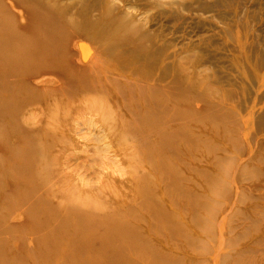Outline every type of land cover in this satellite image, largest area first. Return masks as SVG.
Segmentation results:
<instances>
[{
    "label": "rangeland",
    "instance_id": "374dc122",
    "mask_svg": "<svg viewBox=\"0 0 264 264\" xmlns=\"http://www.w3.org/2000/svg\"><path fill=\"white\" fill-rule=\"evenodd\" d=\"M94 1L0 10V264H264V0ZM87 7L107 27L95 41L78 35ZM145 34L173 43L190 90L129 60ZM80 51L89 84L70 70L26 86L23 53Z\"/></svg>",
    "mask_w": 264,
    "mask_h": 264
},
{
    "label": "bare ground",
    "instance_id": "6f19581e",
    "mask_svg": "<svg viewBox=\"0 0 264 264\" xmlns=\"http://www.w3.org/2000/svg\"><path fill=\"white\" fill-rule=\"evenodd\" d=\"M0 2H1L0 10H2V12L5 11L7 13H10V12L13 13L15 11L16 0H12V2H9V3L4 2V0H0ZM94 2L95 3L93 5H91V7L96 4V0ZM91 7H87L85 10H83L81 12L82 20L80 22V28H78V35L81 38H88L90 40L95 41L98 38V34H100L102 32L101 30H105L107 27L102 26V28L100 29L98 22L96 20L90 19L87 11H89ZM34 8L35 9H33L30 12V14H33L35 18H40V19H34V21H39V24H44L41 26H44V27L47 26L50 29H56V22H50V20L56 19V17L53 14H51V13L43 14L41 12V6H34ZM39 13H42L44 15V17H41V15ZM22 14H23V11H22ZM22 14L20 13V16H22ZM22 20H24V18ZM46 24H48V25H46ZM92 28H94L93 33H89V31ZM22 29H25V28H22ZM237 29L240 32H237V33L235 32V37H236L235 39L236 40L246 36L245 34L242 35L241 30H244L243 27L237 28ZM1 31H3V28H1ZM144 36L149 37L150 45L148 47H144L145 49L143 51H135V50L129 51L128 52L129 60L131 58V59H135L138 62L142 63L143 68H147L149 71V74L153 78H155L158 81V83H160L161 85L168 86L167 88H173L174 87V88L180 89L181 86L182 87L184 86V90H190V87L193 86V84H191L192 81L189 78L180 75L179 69L177 68L178 65L175 66L174 60H175L177 50L175 49L173 43L168 42V41H164V40L160 39L158 36H152V34L151 35L145 34ZM103 49L106 52H109L108 47L103 46ZM49 50L50 49H48L47 51H49ZM82 52H81L80 59L78 58L76 60H72V57H74V55H72L68 52H66V54L53 52V55L48 54V53H46L45 55L37 54V55H25L24 56L23 55L24 53L21 56L19 55L22 59L28 58L29 60L33 59L35 61V63L32 66H30V69H29L30 70L29 82L32 84L30 85L27 83L26 86H29V88H30L32 85H34L33 87L39 88L40 86H43V85H51L53 83V81L51 79V78H53V76L51 77L50 75L54 74V76H55V74L56 75L60 74V76H63L70 70L80 72V74L83 76V81H86V83L89 84L86 76L90 75V77H91L92 75H94V70L90 64L91 62L94 61V59H88V56L86 57ZM68 54H69V56H68ZM255 55H256V62H259V63L264 65L263 53L258 52V53H255ZM44 56H46V57H44ZM65 57H66V59H65ZM68 57H69V60H67ZM119 64H122V63H119ZM258 73L260 75L264 76V72L263 73L258 72ZM243 74H244V72H243ZM246 76H245V78H246ZM34 78H36V79L33 80ZM248 81H249V83H251L250 80H248ZM252 82H255V81H252ZM24 85H25V83H24ZM251 85L252 84H250V86ZM255 85H257V83H255ZM252 86H254V85H252ZM88 87H91V89H94L95 86L92 83ZM259 87H260V85H259ZM32 89H33L32 91L38 90V89H34V88H32ZM181 90H182V88H181ZM237 94H239V93H237ZM240 94H241V92H240ZM240 94H239V96H240ZM198 96H200V92H198L196 97H198ZM17 104H18L16 107L17 111L22 109L23 107H25L27 105L26 103H24V101L23 102L19 101ZM251 109L252 108H250V110ZM257 118H259V119H257ZM257 118H256V120H260L261 117H257ZM262 118H263V115H262ZM263 120L264 119H262L261 121H263ZM249 121H251V120H249ZM252 126L254 127V125H252ZM72 132H74L75 134L78 133V132H75L74 128L73 129L72 128L65 129V132L62 134L66 135V136L58 137V141H61L62 144L65 143V146H72L73 140L71 137H69L70 135L67 136L68 133H72ZM29 139L32 140L29 144H27V146L29 147V151H30L31 155L32 156H34V155L39 156L40 154H42L43 148L45 146L39 144L37 142V139L34 136L30 137ZM46 146H50V144H46ZM46 161H49V160H46ZM46 178L47 177H45V175H44L42 181L41 182L39 181V183H37V184H41L42 186H45ZM54 210H56V211L58 210V212H60V210L57 208H54Z\"/></svg>",
    "mask_w": 264,
    "mask_h": 264
}]
</instances>
